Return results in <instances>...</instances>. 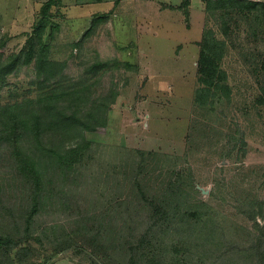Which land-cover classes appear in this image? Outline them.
Returning a JSON list of instances; mask_svg holds the SVG:
<instances>
[{
  "label": "rangeland",
  "instance_id": "374dc122",
  "mask_svg": "<svg viewBox=\"0 0 264 264\" xmlns=\"http://www.w3.org/2000/svg\"><path fill=\"white\" fill-rule=\"evenodd\" d=\"M46 1L0 0V45L5 42L0 54L7 57L26 45ZM184 1L60 0L61 6L53 7L49 25L57 27L54 38L49 35L51 27L47 29V57L66 61L65 83L93 90L91 98L106 97L110 106L106 127L85 129L86 139L94 143L87 166L66 179L54 175L55 197L36 222L41 240L33 236L23 244L33 250L38 264H93L88 246L79 237L71 248L59 249L64 242L61 233H71L77 221L88 216L73 214L81 207L80 212L96 207L93 215L103 212L106 216L107 208L124 204L119 192L128 191L124 179L128 158L143 168L139 176L134 172L132 182L151 189L152 194L155 189L163 192L177 176L193 181L194 189L187 185V198L217 215L229 241L247 244L246 233L253 223L240 214L237 204L254 197L264 201V107L255 104L257 85L250 68L231 48L223 67L233 85L234 102L219 108L223 113L211 123L213 130L195 119L198 42L206 13L203 0H188L186 6ZM97 17L99 21L83 39ZM37 75L32 64L9 76L0 102L36 95L40 89ZM57 75L55 81L60 79ZM54 82L48 83L59 86ZM58 139L50 145L58 147L62 137ZM140 153L148 159L140 158ZM0 181L7 183L3 194L9 199L6 210H0V227L24 225L31 186L16 178L9 163H0ZM105 181L109 191H101ZM62 184L65 195L74 196L70 208L59 194ZM104 193L105 200L100 199ZM96 199L98 203L87 207ZM231 255L224 262L240 264Z\"/></svg>",
  "mask_w": 264,
  "mask_h": 264
},
{
  "label": "trees",
  "instance_id": "16d2710c",
  "mask_svg": "<svg viewBox=\"0 0 264 264\" xmlns=\"http://www.w3.org/2000/svg\"><path fill=\"white\" fill-rule=\"evenodd\" d=\"M203 1L206 22L198 42V85L193 97V115L205 128L210 126L213 130L211 123L223 113L219 108L234 102L233 85L223 67L231 48L237 50L236 54L250 68L257 85L255 104L264 107V1ZM188 2L184 1V5ZM56 6H61L60 0H47L43 4L40 18L21 50L7 57L0 54V91L7 85L9 76L32 64H35L40 83L39 92L32 97L0 102V163H9L16 178L31 186L29 208L22 218L24 225L14 223L0 227V264H38L33 250L24 248L23 244L33 236L41 240L37 237L36 222L55 197L57 185L54 175L65 176L63 179H66L87 166L88 154L94 143L86 139L85 129L108 124L110 103L105 101L106 97L91 98L93 90L86 92L87 89L65 83L68 79L63 73L66 61L47 57L49 43L45 35L51 27L49 35L54 38L53 31L57 25L49 24L51 11ZM98 21L97 17L83 39ZM80 43L76 44L79 46ZM0 46H5V42ZM56 75L60 77L59 81L54 80ZM50 81L58 82L59 86H52L48 83ZM58 136L62 137L58 147L50 145ZM68 140L74 142L66 147ZM140 154V158L148 159L145 154ZM150 157L155 158V155ZM134 172L139 176L143 168H137L135 159L128 158L124 175L128 191L125 194L119 192L124 204H117L106 211L113 222L108 221L103 212L93 215L96 207L80 212L81 207L73 214L79 212L88 216L81 217L71 233H61L64 242L59 249L71 248L79 237L88 246L87 255L93 258V264H226L225 256L229 253L240 264H264L263 200L246 198L237 204L240 214L253 224L246 233L247 244L236 245L227 239L216 214L203 210L187 198V185L194 189L193 181L177 176L176 181L170 182L163 192L158 190L157 193L155 189L152 194L151 189L146 190L139 182H132ZM108 183L105 181L103 187ZM6 186V182L0 181L1 211L6 210L9 202L3 194ZM63 187L64 184L59 188V194L63 205L70 208L74 196L65 195ZM101 191H109V187ZM104 196L105 193L100 199L105 200ZM98 202L96 199L87 207ZM13 214L12 211L10 215ZM135 233L136 240L132 239ZM213 249L221 254H215ZM29 251L31 253L28 254Z\"/></svg>",
  "mask_w": 264,
  "mask_h": 264
}]
</instances>
